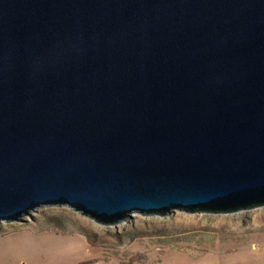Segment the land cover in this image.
Masks as SVG:
<instances>
[{
    "label": "water",
    "instance_id": "95a60500",
    "mask_svg": "<svg viewBox=\"0 0 264 264\" xmlns=\"http://www.w3.org/2000/svg\"><path fill=\"white\" fill-rule=\"evenodd\" d=\"M264 206V0H0V222Z\"/></svg>",
    "mask_w": 264,
    "mask_h": 264
},
{
    "label": "rangeland",
    "instance_id": "374dc122",
    "mask_svg": "<svg viewBox=\"0 0 264 264\" xmlns=\"http://www.w3.org/2000/svg\"><path fill=\"white\" fill-rule=\"evenodd\" d=\"M127 220L100 225L67 205L38 207L0 222V264H264V206Z\"/></svg>",
    "mask_w": 264,
    "mask_h": 264
},
{
    "label": "bare ground",
    "instance_id": "6f19581e",
    "mask_svg": "<svg viewBox=\"0 0 264 264\" xmlns=\"http://www.w3.org/2000/svg\"><path fill=\"white\" fill-rule=\"evenodd\" d=\"M36 209H37V208H36ZM36 209H34V210H36ZM30 213H31V211H30L26 216L30 215ZM135 213H136V212H132V213L130 214V216H131V215H134ZM234 213H235V212H234ZM130 216H129V217H130ZM24 217H25V216H24ZM24 217H23V218H24ZM129 217H128V218H129ZM128 218H127V219H128ZM127 219H125V220H127ZM125 220H122V221H120V222H118V223H121V222H123V221H125ZM127 221H128V220H127ZM118 223H115V224H106V225H116V224H118Z\"/></svg>",
    "mask_w": 264,
    "mask_h": 264
}]
</instances>
